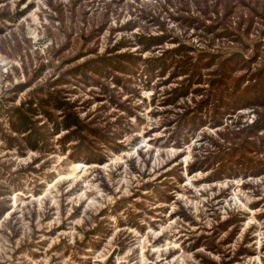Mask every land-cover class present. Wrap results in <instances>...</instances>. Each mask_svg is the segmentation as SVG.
<instances>
[{
  "label": "rangeland",
  "instance_id": "rangeland-1",
  "mask_svg": "<svg viewBox=\"0 0 264 264\" xmlns=\"http://www.w3.org/2000/svg\"><path fill=\"white\" fill-rule=\"evenodd\" d=\"M180 6L169 0H0V12L10 14L0 18V204L10 207L0 217V264H264V170L215 179L214 166L190 170L217 148L214 138L223 140L219 131L227 123H253L257 107L240 104L222 124L178 137L180 114L201 95L191 91L167 103L180 79L150 67L179 42L195 54L237 52L248 60L259 49L264 53V15L249 33L246 9L226 20L241 35L237 45L186 25ZM191 9L199 13L193 0ZM212 16L207 24L221 22ZM101 25L86 43V33ZM153 35L164 42L146 49L140 39ZM120 41L125 46L118 52L138 56L129 72L110 69L122 83L98 75V84L66 85L67 98L111 143H98L95 157L76 154L74 142L64 145L63 132L51 134L52 124L40 119L47 141L41 151L8 147L5 137L19 135L9 128L7 104L18 105L67 66L107 54ZM263 64L259 59L252 70Z\"/></svg>",
  "mask_w": 264,
  "mask_h": 264
},
{
  "label": "trees",
  "instance_id": "trees-1",
  "mask_svg": "<svg viewBox=\"0 0 264 264\" xmlns=\"http://www.w3.org/2000/svg\"><path fill=\"white\" fill-rule=\"evenodd\" d=\"M169 1L181 3L179 18L186 25L203 27L213 36H227L237 45L242 41L241 35L227 26L226 20L231 15L240 13L238 8L246 9L248 16L245 18V28L249 33L254 29L256 16L264 15V0H193L199 11L196 14L191 13L192 0ZM212 12L221 18L220 23L207 24L206 18L213 17ZM6 15L10 14L0 12V18ZM102 23L106 25L105 22ZM102 25L86 33V43L98 37L104 27ZM1 28L0 26V31ZM140 42L146 49H150L163 44L164 38L153 35L140 39ZM124 46L125 42L120 41L110 48L107 54L75 62L67 66L57 78L34 87L29 96L18 105L7 104L5 113L9 128L19 135L18 137L8 134L5 137L8 147L18 146L23 152L29 148L41 151L47 141L46 133L42 129L44 126L38 121L45 119L52 124L51 134L63 132L60 140L64 145L74 142L76 154L90 153L92 157L98 155L91 154L96 153L94 149L98 143H111L112 139L92 121L81 116L77 103L67 98L66 85L74 81L87 85L98 84V75L112 76L116 84L122 83V77L111 74L110 69L129 72L131 65L136 63L138 58L132 53L118 52ZM164 54L166 55L158 57V61H151L150 67L158 68L160 73L164 74L170 70V77L180 79L178 84L169 90L167 103H173L191 91L195 95H201L200 98H195L193 106H188L180 114L175 130L178 137L206 124H222L224 116L236 110L240 104L257 107L258 117L253 123L244 126L239 125L240 121L234 126L227 123L226 129L219 131L223 140L214 138L217 148L205 158L196 159L190 170L214 166V179L223 173H261L264 170V157L261 156L264 152V64L255 71L252 69L259 59L264 61L263 51L259 49L254 56L245 60L237 52L224 56L219 52L198 50L195 54L192 46L179 42L174 48L166 49ZM261 54L263 56L259 57ZM76 59H71L69 63ZM26 86L28 84H18L14 91H22ZM3 109L4 107L0 108ZM179 140L181 141V138ZM9 208L0 204V217Z\"/></svg>",
  "mask_w": 264,
  "mask_h": 264
}]
</instances>
